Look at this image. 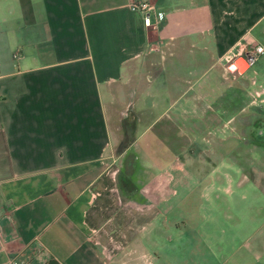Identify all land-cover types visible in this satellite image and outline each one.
Wrapping results in <instances>:
<instances>
[{"label":"crops","instance_id":"1","mask_svg":"<svg viewBox=\"0 0 264 264\" xmlns=\"http://www.w3.org/2000/svg\"><path fill=\"white\" fill-rule=\"evenodd\" d=\"M133 1L0 0V264H170L187 226L171 205L176 170L188 183L198 157L193 126L237 120L257 97L264 113V53L255 68L226 67L264 45V0H152L159 21ZM143 57L173 79L138 91L144 129L116 152V104Z\"/></svg>","mask_w":264,"mask_h":264},{"label":"rangeland","instance_id":"2","mask_svg":"<svg viewBox=\"0 0 264 264\" xmlns=\"http://www.w3.org/2000/svg\"><path fill=\"white\" fill-rule=\"evenodd\" d=\"M230 61L226 60V67H230ZM252 67L255 68V65ZM168 74L166 71L158 72L153 77V63L149 58L143 57L129 63L128 74L124 78L128 93L116 104L118 116L115 114L114 117L116 152L126 148L135 135L144 129V126L137 129L138 91L143 89L144 84L157 82L158 85H167L173 79ZM164 104L159 106L158 111L163 109ZM251 104L253 107L240 113L237 120L227 119L226 124L216 126L204 121L202 126H193L199 139L194 143L198 157H195L193 172L185 177L188 183L178 180L181 173L176 170L174 187L177 191L172 194L175 203L171 205L172 215L177 218L178 224L187 226L174 237L178 252L173 261H169L170 264H264V113L260 97ZM251 117H258L257 121L251 123ZM213 128L220 129L215 134L223 135L224 142H213ZM205 136L209 137L208 142ZM255 148L258 153L256 159L251 156ZM205 149H216V152L202 157ZM133 152L137 158L135 166L141 172L142 167L146 166L143 163L144 151ZM131 155H127L128 161L132 159ZM207 163L208 171L204 167ZM213 164L220 167L213 170ZM166 165L170 166L171 163H164V167ZM141 176L143 181H147L149 174L141 172ZM123 178L128 181L132 176L124 175ZM256 179L258 186L254 185ZM189 216L196 218L184 223ZM196 241H204L208 246L191 252L190 246ZM149 257L152 255L147 253V260Z\"/></svg>","mask_w":264,"mask_h":264},{"label":"built area","instance_id":"3","mask_svg":"<svg viewBox=\"0 0 264 264\" xmlns=\"http://www.w3.org/2000/svg\"><path fill=\"white\" fill-rule=\"evenodd\" d=\"M131 7L135 10L141 11L147 20L156 18L159 21L164 19L165 17L164 12L158 10L155 3L152 0H135L131 3ZM263 53H264V45L260 43H254L252 46L246 48L243 55L247 57L250 65H253L257 61L259 55ZM237 56H239L238 52H232L229 55H227V59L231 60L230 66L234 64V60ZM8 264H19V262L17 258L14 256L10 259Z\"/></svg>","mask_w":264,"mask_h":264},{"label":"water","instance_id":"4","mask_svg":"<svg viewBox=\"0 0 264 264\" xmlns=\"http://www.w3.org/2000/svg\"><path fill=\"white\" fill-rule=\"evenodd\" d=\"M234 62L237 63V69L239 72H244L250 67L249 60L244 55H239L235 58Z\"/></svg>","mask_w":264,"mask_h":264},{"label":"bare ground","instance_id":"5","mask_svg":"<svg viewBox=\"0 0 264 264\" xmlns=\"http://www.w3.org/2000/svg\"><path fill=\"white\" fill-rule=\"evenodd\" d=\"M235 64V63H234ZM234 64H232V66L234 67V66H236V64L234 65Z\"/></svg>","mask_w":264,"mask_h":264}]
</instances>
